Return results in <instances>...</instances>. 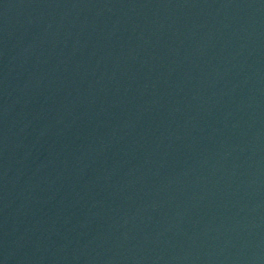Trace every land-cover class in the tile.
<instances>
[{
    "label": "water",
    "instance_id": "water-1",
    "mask_svg": "<svg viewBox=\"0 0 264 264\" xmlns=\"http://www.w3.org/2000/svg\"><path fill=\"white\" fill-rule=\"evenodd\" d=\"M0 264H264V0H0Z\"/></svg>",
    "mask_w": 264,
    "mask_h": 264
}]
</instances>
